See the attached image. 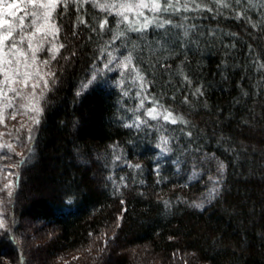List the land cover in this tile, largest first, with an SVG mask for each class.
Listing matches in <instances>:
<instances>
[{
  "label": "trees",
  "instance_id": "1",
  "mask_svg": "<svg viewBox=\"0 0 264 264\" xmlns=\"http://www.w3.org/2000/svg\"><path fill=\"white\" fill-rule=\"evenodd\" d=\"M77 15L70 5L60 20L66 47L55 65L58 80L35 129L31 158L17 167L19 180L9 205L12 226L0 239V259L13 255L28 264L17 229L29 217L56 228L48 257L89 251L94 236L115 226L118 251L149 245L162 254L164 264H174L175 254L185 255L187 264H264V24L253 28L225 9L215 18L207 12L186 13L187 21L173 17L185 27L166 26V34L152 30L146 39L132 34L139 44L137 62L154 80L149 94L190 121L157 130L152 120L153 127L124 126L135 118L129 109L139 104V89L130 77L119 86L120 70L104 69L106 54L101 57L100 47L111 34L100 33L93 20L103 14L85 5L79 15L87 25L79 24L74 36ZM248 15L259 22L258 11ZM160 64L171 68L166 72ZM93 70L103 71L82 89ZM197 86L203 96L192 95ZM122 88L129 91L127 97ZM185 95L190 104L183 103ZM145 107L151 104L146 101ZM143 112L136 115L143 117ZM161 135L169 137L170 152L157 147ZM28 156L27 151L17 165ZM217 158L227 165L219 195L203 209L190 206L206 200ZM164 201L170 202L168 208ZM130 259L127 251L119 253L114 264H131Z\"/></svg>",
  "mask_w": 264,
  "mask_h": 264
},
{
  "label": "snow or ice",
  "instance_id": "2",
  "mask_svg": "<svg viewBox=\"0 0 264 264\" xmlns=\"http://www.w3.org/2000/svg\"><path fill=\"white\" fill-rule=\"evenodd\" d=\"M90 4L93 9L103 14L102 18L93 17L94 22L98 25L100 33H110V38L105 45L100 47V55L104 57L106 54V62L104 69L109 72L120 69V79L118 85L123 86L125 78L130 77L134 87H138L136 97L139 98V104L135 109H129L134 115V120L125 127H137L149 124V120L157 122V130L163 129L165 124L172 125H188L189 120L183 114H177L171 106H166L161 102L157 95L149 94V89L154 84V80L148 79L145 69L137 62L138 58L134 53L139 48V44L132 39V34H136L137 39H146V35L152 30H165L166 26L174 28H184V24L175 23L173 17L179 16L182 21L189 19L186 13H213V18L224 15V10L230 11L232 17L236 20H245L251 24L253 28H257L260 24H264V0H0V124L7 127L6 119L15 120L17 115H28L30 112L31 124L26 126L23 123L21 128L27 127L28 153L29 156L21 160L20 165L27 162L31 158L34 151V129L41 123L44 108L41 103L46 99L47 93L52 91L53 85L57 81L56 70L52 66V62L57 60L61 49L66 45L60 42V34L63 25L59 21L64 18L72 5L78 13L73 23V35H77L75 28L79 24L87 25V21L83 16L79 15L80 10ZM62 9V11H61ZM249 10L258 11L260 14L259 22L253 21L248 15ZM112 18L113 23L109 20ZM195 28V25H191ZM93 32H97V27H92ZM189 30L185 28L184 35L188 36ZM235 36L236 33H228ZM91 38V37H90ZM119 41L118 47L115 45ZM124 49L126 54H120L119 57L115 53H120ZM47 51L48 56L41 59L40 54ZM75 55V53H73ZM65 60L68 57H64ZM139 60H143L140 57ZM115 69L110 67L113 62ZM166 72L170 70V65L160 64ZM264 68V64L260 65ZM149 70H154L156 64L148 61ZM103 70H93L91 78L87 83L82 84V89L86 90L97 80V72ZM177 74L183 79L187 85H192V80L184 73L183 68H178ZM39 89V93H37ZM179 91V89H177ZM77 92V95H81ZM122 95L127 97L129 91L123 90ZM164 94H161V97ZM193 96H203L202 86H197L192 92ZM175 95L171 97L175 100ZM149 102L151 107H145V102ZM184 104H190L188 96L183 98ZM139 109H144L143 118L136 115ZM11 110V115L8 111ZM21 128L16 129L17 133ZM182 131V130H181ZM11 135V132L0 133V137ZM187 136L191 137L192 132H187ZM19 140V135L17 136ZM162 151L170 152L167 147L169 137L161 135ZM115 149L117 145H110ZM6 149L9 152H15V147L10 142L0 141V150ZM20 155L19 153H16ZM212 157H206L211 159ZM115 160H120L119 155L114 156ZM130 167L140 168L141 165L135 164ZM227 165L217 158V174L210 175L208 181L211 187L207 188L204 194L206 200L197 203L192 201V207L203 209L205 202H211L215 199L221 190L224 173ZM4 168H0V173L4 172ZM8 176L15 175L14 180H10L0 191L15 188L19 174L7 173ZM197 180L200 179L198 173H193ZM111 179V177H109ZM123 181V177L120 178ZM192 179V177H190ZM115 183V182H113ZM127 187V185H124ZM117 190H119L117 186ZM11 197L13 192L8 191ZM123 204L124 202L121 201ZM165 207L170 206L169 201H164ZM5 221L0 218V228H4ZM185 264L187 262L185 261Z\"/></svg>",
  "mask_w": 264,
  "mask_h": 264
},
{
  "label": "rangeland",
  "instance_id": "3",
  "mask_svg": "<svg viewBox=\"0 0 264 264\" xmlns=\"http://www.w3.org/2000/svg\"><path fill=\"white\" fill-rule=\"evenodd\" d=\"M59 39L61 43L66 45V37L63 36V32H61ZM63 49H61L57 60L52 62V66L55 70L56 63L62 58L61 54ZM40 56L41 59L46 58L48 56L47 51L41 53ZM115 63L116 62L114 61L111 65L113 69H115ZM56 76L58 77L57 72ZM37 93H39V89H37ZM48 93L46 99L41 103L44 110L47 107ZM8 115H11V110L8 111ZM30 115L35 114L30 112L28 115H17L15 120L6 119L5 123L7 124V127L0 124V133L11 132L10 136L6 134L3 137H0V141L10 142L15 147L14 153L9 152L6 149L0 150V168L5 169L4 172L0 173V188H3L10 180H14L15 175L8 176L7 173H18V160L28 151L29 142L26 139L27 127L21 128V124L23 123L26 126L30 125ZM18 128H21L19 133L16 131ZM18 135L19 140H17ZM16 153H19L20 155H17ZM13 189L14 188L0 191V218L5 221L6 225L4 228H0V239L6 235L8 229H11L12 226L9 219L11 197H9L7 193L9 190L13 191ZM18 227V237L26 251L28 264H114L116 263V256H118L119 253H126V251L129 256H131V264H164L165 262V258L162 257V254L154 252L149 245L135 246L132 248L121 247V250L118 251L117 249L119 246L116 244L117 242L115 240L117 235L115 226H110V230L104 231L105 233L102 235L94 236L90 244L91 250L86 251L81 248L70 254H59L53 257H48L46 251L49 243L57 234L55 227L47 225L42 221L33 220L29 217L23 218ZM173 258L172 259L175 260L174 264H185V261L190 263L188 259L185 260V255L175 254ZM0 264H24V262L20 263L17 256L8 255L3 256L0 259Z\"/></svg>",
  "mask_w": 264,
  "mask_h": 264
}]
</instances>
